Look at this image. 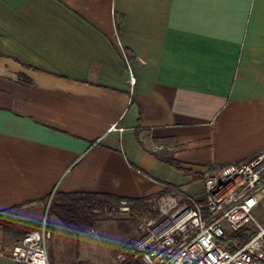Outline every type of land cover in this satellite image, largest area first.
Wrapping results in <instances>:
<instances>
[{"label": "crops", "instance_id": "obj_1", "mask_svg": "<svg viewBox=\"0 0 264 264\" xmlns=\"http://www.w3.org/2000/svg\"><path fill=\"white\" fill-rule=\"evenodd\" d=\"M262 149L264 0H0V264L56 189L191 195Z\"/></svg>", "mask_w": 264, "mask_h": 264}, {"label": "built area", "instance_id": "obj_2", "mask_svg": "<svg viewBox=\"0 0 264 264\" xmlns=\"http://www.w3.org/2000/svg\"><path fill=\"white\" fill-rule=\"evenodd\" d=\"M263 197L264 149L209 170L198 198L148 195V210H134L137 234L115 252V264H263L264 226L252 214ZM117 210L127 214L131 203L122 199ZM247 224L257 228L248 242L233 251L222 246L225 235ZM50 237L45 226L24 233L10 257L16 264H51Z\"/></svg>", "mask_w": 264, "mask_h": 264}, {"label": "rangeland", "instance_id": "obj_3", "mask_svg": "<svg viewBox=\"0 0 264 264\" xmlns=\"http://www.w3.org/2000/svg\"><path fill=\"white\" fill-rule=\"evenodd\" d=\"M194 177L195 181L203 180V187L196 193L191 195L185 193L182 185H174L172 193L178 197H200L203 194L204 179L198 171L194 172ZM47 209V204L28 209L27 215L38 218L39 222L16 223L15 232L22 233L24 230L40 229L45 226L51 232V237L47 240L51 264H115V252L137 234V222L124 219L128 214L120 213L116 217L121 218L125 225H120L121 221L116 218L99 219L92 230L76 233L66 227L55 214H48ZM252 214L264 226V200Z\"/></svg>", "mask_w": 264, "mask_h": 264}, {"label": "trees", "instance_id": "obj_4", "mask_svg": "<svg viewBox=\"0 0 264 264\" xmlns=\"http://www.w3.org/2000/svg\"><path fill=\"white\" fill-rule=\"evenodd\" d=\"M120 21H116L115 26L118 29ZM128 56V50H125ZM25 65V64H23ZM26 66V65H25ZM18 77L23 82L29 84L31 80L25 77L23 74L19 73ZM132 101L137 102L136 98L132 96ZM149 153L154 155L156 158L174 166L180 167V162L171 157H161L155 151L147 150ZM253 156V155H252ZM224 164H209L207 169H212V167L217 168ZM197 173V172H196ZM206 172L198 171V174L205 178ZM174 186L166 183L163 190L157 194L168 193L173 190ZM152 194V195H157ZM51 197V198H50ZM147 197V196H146ZM146 197H120L108 193H98V192H65L55 190L52 194H49L47 198H50L49 206L47 209L48 214H55L61 222L76 233L86 232L92 230L94 224L99 219H113L116 218L119 212L117 210L118 204L122 199H126L131 203V209L128 216L124 219L126 221L137 222L134 210L144 209L148 210L145 199ZM16 207V206H13ZM2 211H0V214ZM123 214V213H122ZM121 219V218H116ZM121 221V220H120ZM120 225H125L122 221ZM125 227V226H124ZM257 228L254 225L247 224L242 228L225 235L222 238V246L231 251L235 250L237 247L248 242L256 233ZM231 242V244H230ZM264 264V263H263Z\"/></svg>", "mask_w": 264, "mask_h": 264}, {"label": "water", "instance_id": "obj_5", "mask_svg": "<svg viewBox=\"0 0 264 264\" xmlns=\"http://www.w3.org/2000/svg\"><path fill=\"white\" fill-rule=\"evenodd\" d=\"M50 198H51V197H50ZM50 198H49L48 204H49V202H50ZM48 204H47V207H48Z\"/></svg>", "mask_w": 264, "mask_h": 264}]
</instances>
